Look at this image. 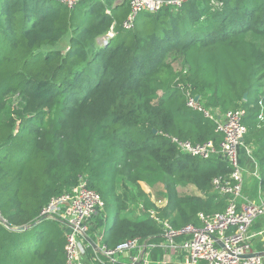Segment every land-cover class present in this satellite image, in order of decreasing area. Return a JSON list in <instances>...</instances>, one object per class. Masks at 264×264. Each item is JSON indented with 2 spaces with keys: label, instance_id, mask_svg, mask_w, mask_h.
<instances>
[{
  "label": "trees",
  "instance_id": "obj_1",
  "mask_svg": "<svg viewBox=\"0 0 264 264\" xmlns=\"http://www.w3.org/2000/svg\"><path fill=\"white\" fill-rule=\"evenodd\" d=\"M216 1L222 6L189 0L145 12L126 30L129 8L112 0L72 9L0 0V264H66L65 228L39 217L80 176L104 203L92 239L104 229L110 247L164 243L149 210L176 230L200 227V213L224 212L228 196L213 180L229 176L228 164L184 155L169 139L222 141L216 123L187 106V91L207 110H246L244 144L264 190V0ZM113 24L115 36L101 42ZM121 180L126 192L117 194ZM188 186L198 194L181 192ZM166 252L151 249L153 264Z\"/></svg>",
  "mask_w": 264,
  "mask_h": 264
},
{
  "label": "built area",
  "instance_id": "obj_2",
  "mask_svg": "<svg viewBox=\"0 0 264 264\" xmlns=\"http://www.w3.org/2000/svg\"><path fill=\"white\" fill-rule=\"evenodd\" d=\"M83 1L85 0H60L70 9ZM99 1L103 4L108 2ZM188 1L125 0L129 14L122 26L131 30L139 14L157 13L166 6L179 9ZM211 5L220 7L222 3L212 0ZM106 13L111 15V9L107 8ZM115 26L113 24L109 33L101 39L103 43L115 36ZM186 95L190 109L203 113L216 123V131L222 136V141L218 144L214 141L195 144L168 137L184 155L202 160L219 157L228 164L231 169L229 176L213 180L217 193L228 196L226 210L212 215L200 213V227L188 225L180 230L174 229L168 221L160 220L157 211L149 210L151 218L164 227V243L154 245L135 238L110 247L106 243L104 229L97 232L95 240L92 239V227L95 220L103 216L104 203L100 194L90 189L88 180L80 176L78 185L71 192L53 198L39 217L41 221H56L65 228L66 264H153L151 249L156 247L167 250L158 264H264V255L255 249L257 242L264 245V228L258 231L252 229L264 217V198L260 203L249 200L241 159V150L250 158L253 152L244 144L248 133L245 125L247 112L237 110L221 113L207 110L190 91ZM260 105L263 107L262 101ZM259 119L264 120L263 113L259 115ZM153 203H156L155 200ZM157 207L160 209L158 204ZM140 208L145 211L142 205ZM0 216L2 217L1 210ZM180 238L183 241L178 243Z\"/></svg>",
  "mask_w": 264,
  "mask_h": 264
},
{
  "label": "crops",
  "instance_id": "obj_3",
  "mask_svg": "<svg viewBox=\"0 0 264 264\" xmlns=\"http://www.w3.org/2000/svg\"><path fill=\"white\" fill-rule=\"evenodd\" d=\"M113 1V7L118 6V5H127L125 0H112ZM128 6V5H127ZM102 39V38H101ZM100 39V41H101ZM102 42V41H101ZM252 149V148H250ZM253 150V149H252ZM241 159L243 162V167H244V174H245V186H246V191L247 194H249V200L251 202L255 203H260L261 200L264 198V190H262L261 186L257 185L258 184V179H259V165L257 163V160L253 156L252 152V158L248 157L247 154L244 152V150L241 151ZM257 173V175H256ZM181 192L188 191L190 194H198V192L195 190L194 187H184L180 188ZM159 201V200H158ZM164 202L162 203L161 201L157 202L155 201V205L159 206L162 204L163 206H159L160 209L166 207L167 205V200L164 199ZM261 223L258 224L256 227L252 228L254 231L262 230L264 228V219L260 221ZM262 246V247H261ZM255 249L256 251L260 252L261 254L264 255V245L260 242H257L255 244Z\"/></svg>",
  "mask_w": 264,
  "mask_h": 264
},
{
  "label": "rangeland",
  "instance_id": "obj_4",
  "mask_svg": "<svg viewBox=\"0 0 264 264\" xmlns=\"http://www.w3.org/2000/svg\"><path fill=\"white\" fill-rule=\"evenodd\" d=\"M65 46V45H64ZM126 185H124V183H123V180H121L120 181V183H119V185H118V187H117V191H116V193L118 194V193H123V192H126ZM127 188H128V190L130 191V192H133V191H140V189H141V191H143V192H145V193H147V194H150V193H152L151 191V189L149 188V187H147L145 184H141V187H140V189H138V188H135L134 186H132V185H127ZM185 194H190V192H188V191H185L184 192ZM249 195V194H248ZM151 198H152V200L154 201H157V202H159V201H161L162 203L164 202L163 200H164V197H162L161 199H157L156 197H153L152 195H151ZM155 198V199H154ZM159 200V201H158ZM110 204H111V207H112V209H110L111 211L109 212V216H110V218L111 217H113L114 216V214L116 213V208H117V203H116V199H114L113 200V202L111 203V201H110ZM159 206H163L162 204L160 205V203H159ZM262 219H264V217L263 218H260L258 221H257V223H256V225L254 226V227H256L258 224H260L261 222V220ZM262 247V246H261Z\"/></svg>",
  "mask_w": 264,
  "mask_h": 264
},
{
  "label": "water",
  "instance_id": "obj_5",
  "mask_svg": "<svg viewBox=\"0 0 264 264\" xmlns=\"http://www.w3.org/2000/svg\"><path fill=\"white\" fill-rule=\"evenodd\" d=\"M200 98H199V96H197L196 97V100H199ZM245 99H247V95L245 96ZM2 219V217L0 216V220ZM30 227L29 226H27V227H24V228H21L20 229V231H22V230H27V229H29Z\"/></svg>",
  "mask_w": 264,
  "mask_h": 264
}]
</instances>
